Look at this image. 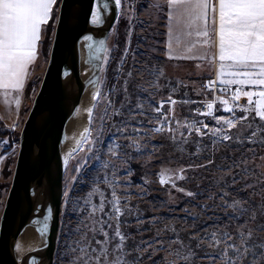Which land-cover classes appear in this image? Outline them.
<instances>
[{
    "label": "rangeland",
    "instance_id": "obj_1",
    "mask_svg": "<svg viewBox=\"0 0 264 264\" xmlns=\"http://www.w3.org/2000/svg\"><path fill=\"white\" fill-rule=\"evenodd\" d=\"M167 12L166 0H121L117 8L114 24L104 38L107 60L104 59L99 70L101 90L109 93L112 108L105 114L106 101L96 102L85 143L64 167L52 264H73L71 248L84 236L83 243H90L92 248L99 247L97 239H104L99 233L93 238L92 222L87 219L88 211L84 210L87 206L83 200L93 187H98L107 200L112 199L114 189L123 213L119 228L125 241L122 251H114L119 238L109 244V260L119 257L124 264H223L226 244L240 247L242 239L250 232L246 253L243 249L239 253L229 249L227 254L235 264H264V122L258 118L253 120L255 114L252 113L248 121L237 123L231 130L224 125L232 136L228 141L211 134L201 136L186 128L169 132V128L178 127L177 121L183 124L203 120L210 125H215V121L211 116L194 112L199 102L206 99L201 86L214 79L203 61L168 58ZM47 62L48 57H43L39 72L33 77L24 117ZM170 95L177 103L165 104L164 112L173 119L164 125V131L153 132L160 123L152 106H158ZM219 99L213 115L231 116L223 112L224 105ZM185 100L196 103H183ZM137 103L143 104L146 114L130 116L129 109H134ZM237 103L245 105L247 100L241 96ZM228 106H232L231 102ZM116 109L120 110L119 115L112 114ZM235 115L240 117L244 113L237 110ZM248 124L252 127L248 128ZM125 125V131H118ZM133 127L139 128V133L134 132ZM258 127L262 130L252 137L255 142L250 143L249 137ZM20 131L12 130L15 135H20ZM133 140L139 144V151L130 146ZM0 142L2 157L10 161V175L0 181L8 184L0 190L1 216L19 139L5 137ZM114 145L119 146L115 156L109 151ZM90 147L91 152L87 151ZM85 161L86 166L77 173V166ZM132 164L137 167L132 168ZM161 169L170 170L171 179L164 184L160 183ZM177 176L184 178L176 179ZM105 180L111 182L112 187ZM92 201L98 204L99 195L93 196ZM110 209L111 205L106 204L105 212ZM108 223L111 228L106 230L114 236L115 216ZM213 232L222 241L218 245L211 239ZM225 233L232 239L226 240Z\"/></svg>",
    "mask_w": 264,
    "mask_h": 264
},
{
    "label": "snow or ice",
    "instance_id": "obj_2",
    "mask_svg": "<svg viewBox=\"0 0 264 264\" xmlns=\"http://www.w3.org/2000/svg\"><path fill=\"white\" fill-rule=\"evenodd\" d=\"M166 2L168 7V58L207 60L210 64H216V79L209 80L204 87L215 90L217 84L222 85L220 91L226 94L230 93V97L229 99H219V103L224 105L223 112L232 114L227 117L215 116L212 112L214 102H206L203 104V107L207 109L206 112H202L199 108L194 112L197 115L211 116L215 125H210L203 120L185 121L183 124L177 121L178 127L176 129L169 128V132L186 128L189 132L194 130L201 136L211 134L220 140L228 141L232 139V136L225 131L224 125H227L228 130H231L236 127L237 123L248 121L252 113L255 114L253 120L258 118L264 122V0H166ZM55 3L56 0H0V91L3 92L6 104L13 91L19 92L23 88L28 67L36 59L42 26L47 24L51 18ZM115 6L120 8L121 0H115ZM108 8V0H94L91 12L92 23H102V13H106ZM90 39L91 37H85V40ZM100 44L103 46L104 42L101 41ZM174 44H179V47H174ZM213 48H216L217 51L211 52L210 50ZM199 66L198 64L197 67ZM90 83L94 85L93 105L86 111L91 121L96 102L106 101L105 114L112 108L113 102L109 99V93L102 92L101 81H90ZM233 85L236 86L234 89ZM154 86L158 88V85ZM124 91L127 92V89L125 88ZM241 96L247 100L245 105L237 103ZM15 102L17 105L19 104L18 97ZM230 102L231 107L228 106ZM176 103L177 101L170 95L166 101L161 100L158 106H152L153 111L157 114L156 119L160 123L159 127L152 129L153 132L164 131V125L172 121L173 117L164 112V107L165 104L175 105ZM183 103L196 102L185 100ZM237 110L242 111L244 115L237 117L235 115ZM169 111L171 112V108ZM112 114L119 115L120 110L116 109ZM136 114H146L143 111L142 103H137L134 109H129L130 116ZM247 127L251 128L252 125L248 124ZM126 129L127 125L118 131ZM261 130L258 127L251 133L250 143L255 142L252 137H255ZM133 131L139 133L140 129L133 127ZM88 134L89 130L85 128L80 134L81 139H86ZM173 140L175 141V136ZM79 143L80 141H77L78 145ZM130 146H134L137 151L140 150V146L135 140ZM118 147V145H114L109 148L113 156L117 155ZM87 151L91 152V147ZM86 163L87 161L85 164L78 165L76 172H81ZM104 167H107V164ZM169 171L161 169L159 173L161 184L171 179ZM183 178V176L176 177V179ZM73 180L75 181L76 177H73ZM105 183L112 187L111 182L105 180ZM178 190L183 191V189ZM67 195L66 192L65 196L67 197ZM96 195H99L98 204L92 201V197ZM188 195H192V193H188ZM83 203L87 206L84 209L88 211L87 219L92 222L90 231L93 233V238L99 233L103 235L104 239L96 240L98 248H92L90 243H83L86 236L82 237L81 241H77L76 247L71 248L74 254L73 264H124L119 257L109 260L108 253V246L113 240L119 238L114 251H122L125 241L119 228V218L123 213L115 190L112 191V199L107 200L98 187H93L85 196ZM106 204L111 205L109 212H105ZM113 216L116 218L117 226L114 236H110L106 229L111 228L108 220ZM48 218L47 215L44 217L43 226L37 228V231H46ZM32 223L40 224L41 221L33 220ZM81 223L83 224V221ZM84 227L87 228L88 225L84 224ZM210 235L214 244L218 245L222 242L217 238L215 232ZM224 236L226 240L232 239L227 233ZM250 237L251 233L249 232L247 238L242 239L240 247L226 244L223 252V264H235V261L228 256V250L234 249L239 253L243 249L246 253L249 250L246 247L247 239ZM17 247L19 248L20 245Z\"/></svg>",
    "mask_w": 264,
    "mask_h": 264
},
{
    "label": "water",
    "instance_id": "obj_3",
    "mask_svg": "<svg viewBox=\"0 0 264 264\" xmlns=\"http://www.w3.org/2000/svg\"><path fill=\"white\" fill-rule=\"evenodd\" d=\"M93 3L94 0L60 1L47 66L20 131L17 159L0 216V264H15L10 246L32 215L31 187L41 186L44 181L51 214L47 261L52 264L64 172L58 143L75 99L82 91L75 48L87 31ZM108 3L115 6V0ZM115 13L108 22V30L114 24ZM63 71H69L75 80L77 95L73 100H69L62 89Z\"/></svg>",
    "mask_w": 264,
    "mask_h": 264
},
{
    "label": "bare ground",
    "instance_id": "obj_4",
    "mask_svg": "<svg viewBox=\"0 0 264 264\" xmlns=\"http://www.w3.org/2000/svg\"><path fill=\"white\" fill-rule=\"evenodd\" d=\"M116 11L117 7L109 4L108 11L102 13V23L99 24L92 23L90 14L87 31L76 45L75 54L79 65V77L82 86L79 98H76L77 86L75 80L71 78L70 72L63 71L61 74V86L65 96L69 100L76 98L75 106L64 124L58 143L59 156L63 167L85 143L86 139L82 140L80 134L85 128L89 130L90 126L89 116L86 111L93 105L94 85L90 81L99 80V70H101L106 54L104 38L108 33V22ZM85 37H91V39L85 40ZM101 41L104 42L103 46L100 44ZM77 141H80L79 145ZM70 153L71 155H69ZM30 197L33 202L32 215L21 230L17 240L10 246L11 257L15 264H48L47 253L49 250L51 214L45 181L41 186L33 185L31 187ZM46 215L49 217L47 229L44 232H39L37 228L43 226ZM33 220H39L41 223L33 224ZM17 245H20V247L18 248Z\"/></svg>",
    "mask_w": 264,
    "mask_h": 264
},
{
    "label": "crops",
    "instance_id": "obj_5",
    "mask_svg": "<svg viewBox=\"0 0 264 264\" xmlns=\"http://www.w3.org/2000/svg\"><path fill=\"white\" fill-rule=\"evenodd\" d=\"M57 1V0H56ZM54 9V6H53ZM53 12V10H52ZM52 16V14H51ZM50 20V19H49ZM45 25L42 26V31H41V38L38 42L37 45V55L36 59L32 64L29 65L28 67V72L27 75L24 79V84L23 88L19 91H13L11 96L8 97V103L6 104L4 102V95L3 92L0 91V120L1 122L7 127L12 130H20L22 128V125L24 123V120L26 116L24 117V113H22V108L25 107L26 105V99H25V89L27 87L28 82L36 76V74L39 72V66L43 63V53L41 50V43L44 38V32H45ZM167 27V26H166ZM211 52L217 51L216 48H213L210 50ZM200 61V60H198ZM204 67L208 69V72L212 74L214 79L215 77V72L217 70V65L216 64H210L207 60H202ZM228 78V77H225ZM18 97L19 99V104L15 102L16 98ZM2 142H0V181L3 180V168H4V162L5 159L1 155V149H2Z\"/></svg>",
    "mask_w": 264,
    "mask_h": 264
},
{
    "label": "trees",
    "instance_id": "obj_6",
    "mask_svg": "<svg viewBox=\"0 0 264 264\" xmlns=\"http://www.w3.org/2000/svg\"><path fill=\"white\" fill-rule=\"evenodd\" d=\"M60 1L61 0H57L55 5H54L52 16H51L50 20L48 21V23L45 26L44 38H43L42 43H41L42 53H43L44 57L46 56L48 58H49V52H50L51 43H52V40H53V34H54L56 19H57V16H58V7H59V4H60ZM33 82H34V78H31V80L28 82L27 87L25 89L26 102L29 101V94H30L31 88L33 87ZM26 110H27V108L25 106L24 108H22V113H25ZM12 134L15 135L14 132H12V130L7 128L0 120V140L2 138H5V137H9L11 140H13V138L16 139V140L19 139V137H18L19 135L12 136ZM9 164H10L9 160H6L4 162L3 178H7L10 175L9 170H8ZM133 167L136 168L137 165L132 164V168ZM135 172H136V174H135L136 176L139 175V172L137 170ZM7 186H8L7 183L3 184L2 182H0V190L3 189V188H6ZM0 198H1V192H0ZM258 252L261 253L262 251L260 249H258ZM249 258H251V259L254 258L255 259V256H249Z\"/></svg>",
    "mask_w": 264,
    "mask_h": 264
},
{
    "label": "built area",
    "instance_id": "obj_7",
    "mask_svg": "<svg viewBox=\"0 0 264 264\" xmlns=\"http://www.w3.org/2000/svg\"><path fill=\"white\" fill-rule=\"evenodd\" d=\"M210 80H215V79H210ZM209 81V80H208ZM207 81V82H208ZM206 82V83H207ZM204 83L201 87H202V94L204 96H206V99L205 100H202L199 102V105L197 108L201 109L202 112H206L207 109H205L203 107V104L206 103V102H214L213 103V109H212V112L213 114L215 113V110H216V102L218 101V99L222 96H225V95H230V93L226 94V93H223L220 91V88L221 86H219L217 84V87L215 90H209L208 88L204 87V85L206 84Z\"/></svg>",
    "mask_w": 264,
    "mask_h": 264
}]
</instances>
